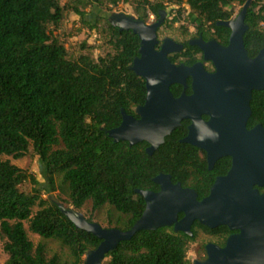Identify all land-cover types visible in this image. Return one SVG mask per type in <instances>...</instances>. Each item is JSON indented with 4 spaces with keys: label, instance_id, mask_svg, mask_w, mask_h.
<instances>
[{
    "label": "trees",
    "instance_id": "obj_1",
    "mask_svg": "<svg viewBox=\"0 0 264 264\" xmlns=\"http://www.w3.org/2000/svg\"><path fill=\"white\" fill-rule=\"evenodd\" d=\"M236 1L244 5L247 0H178L197 28L212 24L222 31L227 28L216 23L232 17L229 5ZM138 3L133 8L141 20L149 14L160 17L167 8L164 1ZM63 13L61 0H0V240L5 264H84L101 240L77 228L61 206L42 197L34 175L4 155L21 158L32 147L46 167L51 191L73 208L91 201L89 221L121 230L130 229L145 209L136 189L158 190L153 180L158 174H170L173 182L194 188L202 199L231 166V158L224 156L209 169L204 150L181 142L190 122L186 119L152 155L145 141L115 142L107 131L121 123L122 109L138 116L146 97L145 80L131 69L140 39L106 20L115 50L97 59L87 54L70 59L56 34ZM76 13L82 25L96 28L83 11ZM245 21L244 44L254 57L264 46V0H252ZM199 51L186 44L169 58L191 65L200 60ZM170 88L178 96L183 87L175 83ZM250 105L247 127H264V88L252 92ZM26 181L34 184L31 192L20 188ZM259 189L264 193V186ZM35 206L39 208L34 212ZM28 231L38 235L36 242ZM192 232L189 236L168 226L141 230L120 242L102 264H192L191 241L205 234L224 245L232 231L195 221Z\"/></svg>",
    "mask_w": 264,
    "mask_h": 264
},
{
    "label": "water",
    "instance_id": "obj_2",
    "mask_svg": "<svg viewBox=\"0 0 264 264\" xmlns=\"http://www.w3.org/2000/svg\"><path fill=\"white\" fill-rule=\"evenodd\" d=\"M251 2L247 0L235 18L217 21L231 31L228 45L202 38L190 41L201 49L205 61L213 63V71L203 61L191 65L171 61L169 54L183 45L170 37L160 42L158 28L163 18L148 24L128 14L113 17L121 31L132 30L140 39L139 56L131 69L145 80L146 97L138 116L122 109L121 123L109 129L108 135L130 145L145 141L146 152L152 155L186 119L190 122L181 142L204 150L209 169L224 156L231 158V166L216 177L202 199L194 188L173 182L170 174H158L153 179L158 190L136 189L145 200V209L128 230L105 227L63 209L77 228L101 240L84 264H102L120 242L141 230L168 226L192 236L195 221L209 228L226 225L232 232L224 245L206 243V258L194 264H264V193L259 191L264 186V127H247L252 92L264 88V46L250 57L244 44ZM175 83L183 87L178 96L170 88Z\"/></svg>",
    "mask_w": 264,
    "mask_h": 264
},
{
    "label": "rangeland",
    "instance_id": "obj_3",
    "mask_svg": "<svg viewBox=\"0 0 264 264\" xmlns=\"http://www.w3.org/2000/svg\"><path fill=\"white\" fill-rule=\"evenodd\" d=\"M94 0H61L64 6L63 20L56 34L64 43L68 57L76 59L80 54H87L93 59L105 55L109 51H114L115 47L108 41V33L106 30V20L113 21V17L120 14H128L137 19V12L134 10V5H139L138 0H103L102 3H93ZM151 2L164 1L166 9L160 11V17L149 14L145 22L153 23L158 18H163V23L158 29V38L160 42L164 38L170 37L175 41L184 42L196 34L198 29L196 25L188 21V8L184 3H179L178 0H150ZM242 4L233 2L229 5L232 11V16L236 17L240 12ZM83 11L90 24H95L96 28L91 30L89 26L81 24L80 17L76 13V9ZM181 8V12L178 11ZM141 11L144 9L141 7ZM177 17L173 23L171 20ZM167 21L165 22V19ZM180 61V60H179ZM206 66L210 67L208 64ZM4 159L10 160L17 166L27 169L31 172L38 181L37 186L42 191V197L50 204H58L63 209H72L77 214L84 217H89L92 210L91 201H87L81 208H73L68 203L62 200L57 191L49 189V181L46 175V167L41 158L32 147L21 158L4 155ZM22 190L31 192L34 184L31 181H26L20 185ZM38 206L34 207V212L38 210ZM28 228V224L25 222ZM28 235L33 242L38 240V235L28 231ZM215 242L213 238L205 234H200L195 241H191L188 248V258L194 264L195 260H204L206 258L205 244ZM7 254L3 248V242L0 240V264H5Z\"/></svg>",
    "mask_w": 264,
    "mask_h": 264
},
{
    "label": "flooded vegetation",
    "instance_id": "obj_4",
    "mask_svg": "<svg viewBox=\"0 0 264 264\" xmlns=\"http://www.w3.org/2000/svg\"><path fill=\"white\" fill-rule=\"evenodd\" d=\"M231 18H235V17H231ZM230 18V19H231ZM246 22V21H245ZM147 23V22H146ZM149 24V23H148ZM217 24V23H216ZM162 25V24H161ZM217 26H221V27H225V26H223V25H218L217 24ZM160 28V27H159ZM158 28V29H159ZM225 28H227V27H225ZM230 33H231V31L227 28V31H222V30H220L218 27H216V26H214V25H212V24H206V25H204V27L203 28H198L197 30H196V34L194 35V37H192V38H190V39H188V40H186V41H184V42H179V43H181L182 45H183V47H182V49L180 50V51H178V52H172V53H170L169 55H171V54H174V53H180V52H182V50L185 48V46H186V44L187 45H190V46H197V45H194V44H191L190 43V41L192 40V39H196V38H202L203 39V41H205V42H210V41H215L218 45H220V46H226V45H228V43H229V37H230ZM160 40V39H159ZM178 42V41H177ZM160 46V45H159ZM158 46V47H159ZM198 47V46H197ZM199 48V47H198ZM199 53H198V56H199V58H200V60H198V61H203L204 62V64H205V67L209 70V71H213L214 70V65H213V63L211 62V61H205L204 59H203V52L201 51V49L199 48ZM176 63H181V62H176ZM206 64H208L210 67H208V66H206ZM188 80H190V79H188ZM259 124H261V123H259ZM209 168V167H208ZM261 187H263V186H261ZM261 187H259V188H261ZM259 191H260V189H259ZM261 192V191H260ZM263 193V192H262Z\"/></svg>",
    "mask_w": 264,
    "mask_h": 264
}]
</instances>
